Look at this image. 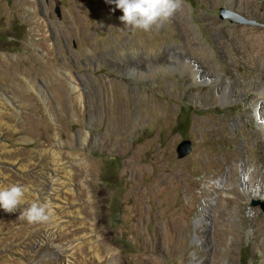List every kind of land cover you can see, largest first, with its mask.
<instances>
[{
	"label": "rangeland",
	"instance_id": "374dc122",
	"mask_svg": "<svg viewBox=\"0 0 264 264\" xmlns=\"http://www.w3.org/2000/svg\"><path fill=\"white\" fill-rule=\"evenodd\" d=\"M181 4L207 52L181 54L197 78L116 58L188 45L180 8L143 31L105 0H0V188L51 212L0 209V264H264V0Z\"/></svg>",
	"mask_w": 264,
	"mask_h": 264
},
{
	"label": "bare ground",
	"instance_id": "6f19581e",
	"mask_svg": "<svg viewBox=\"0 0 264 264\" xmlns=\"http://www.w3.org/2000/svg\"><path fill=\"white\" fill-rule=\"evenodd\" d=\"M186 11H187V7L184 4H181L180 10L176 13V22H177L178 27L180 28V31L184 34H187V36H189L188 37V45L186 43L168 45L165 49H162V50H157V49H153V48L148 47V48L142 49V50H140V49L135 50L131 53H126V52L123 53L122 52L119 56H116V58L123 61L126 66H127V64L129 65V63H131L132 61L136 62V63H142V64L148 65L149 63H153L157 60L166 59L167 61H170L171 68L164 66L163 68H161L160 71L154 72V70H153L152 72H153L154 76L160 72H163V71H173V70L178 69V68H180V69L183 68L182 70L192 72L196 78H197V76L201 77V75H203V73H204L203 72L204 69H202L201 66L200 67L197 66V62L195 60L190 58L186 62V59H184V60L181 59V54L184 53V55H187L189 53V50H191L190 52L194 55V57L201 59L203 61L207 60L206 59V53L207 52H205V49L201 47L200 43L196 42V37L194 36V32L191 28V25H189L188 21L186 20ZM194 44L198 45V47H195ZM258 60L262 61V57L260 55H258ZM169 68L171 70H168ZM231 80L228 81V79H225L221 75L217 79L216 88L223 91L222 92L223 101H228V99H230L229 97L232 96V93L235 91L234 88L238 85L237 81H235L236 84L235 83L230 84ZM234 84L236 86H234ZM70 85L74 91L78 90V86L73 82V80H72V82H70ZM253 86L255 88H257V90H262L264 88V81H259V82L256 81L253 84ZM262 93H263V91L262 92L260 91V93L258 95L261 96V95H263ZM88 134L89 133L87 132V135H84L82 137L83 141L88 136ZM47 178L53 180L52 176H48ZM46 185H47V181L40 187V189H41L40 192L42 194L40 197L43 198L46 203H48L49 202V195L51 194L50 193L51 191H50V187L46 186ZM212 191H214V192H212V193H214V195L211 197V199H207V202H206L207 208H209L211 210H213V207L216 205V203H218L221 199L224 198V197L220 198L221 195L217 191H215V190H212ZM18 211H20V210H18ZM201 222H203V224H204V221H201ZM17 242H18V239H15V242L13 244H16ZM42 242L46 243V242H44V240H42ZM43 243H39L38 245L41 247L44 245ZM91 247L94 248L95 245H91ZM113 260H114V255L112 254L111 257L109 258V264H113Z\"/></svg>",
	"mask_w": 264,
	"mask_h": 264
},
{
	"label": "clouds",
	"instance_id": "9594fccd",
	"mask_svg": "<svg viewBox=\"0 0 264 264\" xmlns=\"http://www.w3.org/2000/svg\"><path fill=\"white\" fill-rule=\"evenodd\" d=\"M105 2L114 4L116 9L122 11L123 15L119 19L125 27L143 31L159 26L181 6L180 0H105ZM27 191L25 186L18 184L0 188V209L7 213L20 210L19 218L27 219L30 223L47 221L51 212L45 203H32L21 210V206L25 204Z\"/></svg>",
	"mask_w": 264,
	"mask_h": 264
},
{
	"label": "water",
	"instance_id": "95a60500",
	"mask_svg": "<svg viewBox=\"0 0 264 264\" xmlns=\"http://www.w3.org/2000/svg\"><path fill=\"white\" fill-rule=\"evenodd\" d=\"M226 11H222L221 12V17L222 18H228L229 17V15H228V13H225ZM57 13L59 14V15H61V10H60V5L58 4V6H57ZM232 21H235L234 19H231ZM191 152V147H188V148H182V147H179L178 148V153H179V156L181 157V158H183V157H185L186 155H188L189 153Z\"/></svg>",
	"mask_w": 264,
	"mask_h": 264
}]
</instances>
